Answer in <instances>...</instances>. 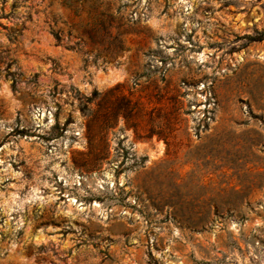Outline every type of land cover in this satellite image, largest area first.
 Wrapping results in <instances>:
<instances>
[{
    "label": "rangeland",
    "instance_id": "obj_1",
    "mask_svg": "<svg viewBox=\"0 0 264 264\" xmlns=\"http://www.w3.org/2000/svg\"><path fill=\"white\" fill-rule=\"evenodd\" d=\"M264 0H0V264H264Z\"/></svg>",
    "mask_w": 264,
    "mask_h": 264
},
{
    "label": "trees",
    "instance_id": "obj_2",
    "mask_svg": "<svg viewBox=\"0 0 264 264\" xmlns=\"http://www.w3.org/2000/svg\"><path fill=\"white\" fill-rule=\"evenodd\" d=\"M250 41H252V42L264 41V31L257 32V35L255 37L250 38Z\"/></svg>",
    "mask_w": 264,
    "mask_h": 264
}]
</instances>
